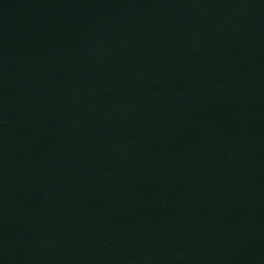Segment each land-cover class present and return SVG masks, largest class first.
I'll return each instance as SVG.
<instances>
[{
    "label": "water",
    "instance_id": "water-1",
    "mask_svg": "<svg viewBox=\"0 0 264 264\" xmlns=\"http://www.w3.org/2000/svg\"><path fill=\"white\" fill-rule=\"evenodd\" d=\"M0 264H264V0H0Z\"/></svg>",
    "mask_w": 264,
    "mask_h": 264
}]
</instances>
